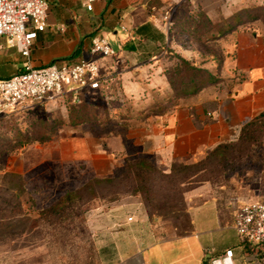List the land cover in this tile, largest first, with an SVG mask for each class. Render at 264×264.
I'll list each match as a JSON object with an SVG mask.
<instances>
[{"label": "crops", "instance_id": "crops-1", "mask_svg": "<svg viewBox=\"0 0 264 264\" xmlns=\"http://www.w3.org/2000/svg\"><path fill=\"white\" fill-rule=\"evenodd\" d=\"M195 2L98 0L87 13L75 0L77 11L71 17L62 9L55 17L49 9L48 27L37 35L30 51L32 67L86 60L89 45L83 35L91 34L89 43L95 36L105 38L115 55L100 63L103 70L114 72L115 80L99 101L106 110L104 117L115 121L113 134L108 130L99 137L79 128L60 132L42 145L36 165H83L91 176L108 177L127 160L143 158L168 173L174 162H197L219 145L237 140L242 126L264 111V30L237 28L219 37L214 30L203 41L176 28L165 30L169 14L171 23L176 13L184 21L217 22L216 15L203 12ZM60 26L63 32L58 31ZM216 43L225 56L221 62L216 50H202L211 44L216 48ZM5 50L0 52V69L8 62L15 72L22 59L16 51ZM170 53L210 75L199 80L205 82L197 93L174 94L164 74L172 65ZM88 98L84 95V102ZM242 202L247 201L230 197L221 203L210 185L201 186L187 195L184 230L156 229L151 223L152 230L144 237L114 243L116 255L107 264H209L225 250L233 251V264H264V255L251 253L233 228L235 209Z\"/></svg>", "mask_w": 264, "mask_h": 264}, {"label": "rangeland", "instance_id": "rangeland-1", "mask_svg": "<svg viewBox=\"0 0 264 264\" xmlns=\"http://www.w3.org/2000/svg\"><path fill=\"white\" fill-rule=\"evenodd\" d=\"M74 2L50 0L49 6L55 17L59 9L69 11L67 16L71 17L77 11ZM194 6L216 15L217 25L264 30V0H196ZM90 36L83 35L86 47ZM216 46L205 45L202 50H216L221 62L225 56L220 44ZM9 60L13 62L14 58ZM2 65L0 78L10 77L13 67L8 62ZM79 108L84 114L76 124L69 118L73 108H36L0 118V264H107L115 258L114 243L122 238L144 237L152 230L151 223L156 229L164 226L166 230L184 226L183 217L177 213L187 211V195L204 185L217 192L221 203L230 197L264 202V135L253 143L235 144L223 162L204 160L206 156L199 159L197 162H203L200 168L178 173L172 183L155 176L140 186L123 176L124 164L108 177L91 176L83 165H36L42 145L60 132L65 135L79 128L95 137L108 130L113 134L115 119L104 117L106 110L95 96ZM20 141L25 143L19 145ZM6 174L18 175L21 185ZM111 178L115 179L112 183L107 181ZM96 179L100 182L84 190ZM74 191L79 198L60 217L43 214L63 195ZM144 197H148V204L165 202L169 208L165 218L145 220L148 211ZM232 238L235 240V236Z\"/></svg>", "mask_w": 264, "mask_h": 264}, {"label": "built area", "instance_id": "built-area-1", "mask_svg": "<svg viewBox=\"0 0 264 264\" xmlns=\"http://www.w3.org/2000/svg\"><path fill=\"white\" fill-rule=\"evenodd\" d=\"M97 1L76 0L87 13L93 12ZM49 9L47 0H0V52L11 49L22 59L10 77L0 78V118L36 108L64 110L84 102L86 94L99 100L111 91L114 72L103 70L100 61L112 58L115 51L103 37L90 40L86 60L32 67L30 51L37 35L48 27ZM169 16L165 19L166 31L172 26ZM58 31L63 32L64 27H58ZM131 220L129 217L128 221ZM233 228L240 243L251 253L264 255V202L238 204ZM232 257L233 251L225 250L209 264H233Z\"/></svg>", "mask_w": 264, "mask_h": 264}, {"label": "trees", "instance_id": "trees-1", "mask_svg": "<svg viewBox=\"0 0 264 264\" xmlns=\"http://www.w3.org/2000/svg\"><path fill=\"white\" fill-rule=\"evenodd\" d=\"M222 27L223 29H221ZM171 28L185 31L188 36L194 38L197 41H203V39H206L204 38V36L207 35V32L209 31H211V34L213 36L214 30H216L215 35L219 37L231 30V28L225 23L223 24V26H220L217 25V23H210L204 20V18L194 22L190 20L184 21L179 13H176V15L173 17ZM74 56L75 53L72 56L62 60L71 59ZM168 57L170 60H172V65L164 71V74L166 75L174 94L187 96L197 93L200 88H202L203 83L205 82L199 80H202L204 77L208 78L210 75L205 70L190 65L189 62L180 58L176 54L170 53ZM83 104H85V102H82L77 106L68 107V109L73 108L69 112V118L72 124H76L77 122L79 123V120H81L84 111L82 110V108H79V106H82ZM22 113H28V111H24ZM261 135H264V111L255 116L244 126H242L236 143L230 142L219 145L211 153L206 155L204 160L213 159L218 160L219 163L223 162L227 159L226 157H229V153L231 152V149L235 146V144L238 143L242 145L243 143H253V141H256V139ZM24 143V141H20L19 145H23ZM202 164V161L194 163L192 165L174 162L171 165L170 172L165 174L156 169L153 164L143 158L133 159L127 160L124 163L123 176L125 178H129L132 182L140 186L148 184L150 181L154 180L155 176L164 179L165 181H167L166 183H172L177 178L178 173H184L191 168H200ZM5 176L18 181L20 180V177L15 174H6ZM114 180V178H111L107 181L112 183ZM99 182L100 181L97 179L90 181L84 186V190L87 188H91V183L97 184ZM19 185H21L20 181ZM77 193L78 191L66 193L52 207H50L47 211H44L43 214H52L60 217L62 212H64L65 209L69 208L74 203V201L79 198ZM148 197H144L143 204L144 208L148 211L149 219L158 220L159 218H165V215L168 214L167 211H169V208L166 206L165 202L162 204H148ZM177 214H179L178 216L183 217L182 220L184 226H174V229L180 230L181 232L182 230H184L185 225L188 222L187 214L186 211H182L181 213Z\"/></svg>", "mask_w": 264, "mask_h": 264}]
</instances>
